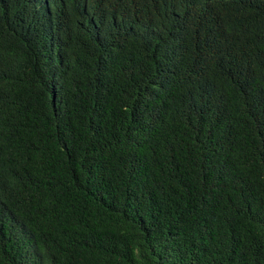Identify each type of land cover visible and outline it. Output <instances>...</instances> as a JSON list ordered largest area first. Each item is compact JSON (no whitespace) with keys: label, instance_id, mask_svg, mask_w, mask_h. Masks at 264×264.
<instances>
[{"label":"trees","instance_id":"16d2710c","mask_svg":"<svg viewBox=\"0 0 264 264\" xmlns=\"http://www.w3.org/2000/svg\"><path fill=\"white\" fill-rule=\"evenodd\" d=\"M0 264H264V0H0Z\"/></svg>","mask_w":264,"mask_h":264},{"label":"clouds","instance_id":"9594fccd","mask_svg":"<svg viewBox=\"0 0 264 264\" xmlns=\"http://www.w3.org/2000/svg\"><path fill=\"white\" fill-rule=\"evenodd\" d=\"M39 3V2H38ZM41 4H43V3H41Z\"/></svg>","mask_w":264,"mask_h":264}]
</instances>
